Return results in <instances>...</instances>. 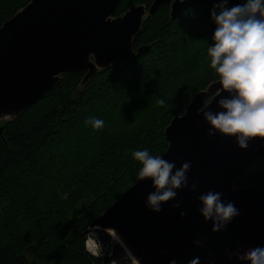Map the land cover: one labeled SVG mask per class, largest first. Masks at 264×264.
<instances>
[{
  "label": "trees",
  "instance_id": "1",
  "mask_svg": "<svg viewBox=\"0 0 264 264\" xmlns=\"http://www.w3.org/2000/svg\"><path fill=\"white\" fill-rule=\"evenodd\" d=\"M31 1L0 0V28ZM153 1L122 0L115 17ZM216 4L189 8L177 19L169 6L160 7L134 39L135 52L150 47L137 63H116L84 87L85 72L64 75L36 105L0 125V264L105 263L87 251L86 232L140 180L142 165L132 153L163 157L172 120L219 81L207 54ZM93 117L103 128L86 123ZM263 186L264 159L235 184Z\"/></svg>",
  "mask_w": 264,
  "mask_h": 264
},
{
  "label": "water",
  "instance_id": "2",
  "mask_svg": "<svg viewBox=\"0 0 264 264\" xmlns=\"http://www.w3.org/2000/svg\"><path fill=\"white\" fill-rule=\"evenodd\" d=\"M121 1L32 0L5 22L0 28V120L15 119L36 105L64 75L85 72L84 87L99 71L116 63L124 62V68L137 63L150 47L135 52L134 39L160 7L169 6L171 18L177 19L189 8L219 3L154 0L149 9L134 6L117 18ZM242 3L228 0V7ZM229 95L219 82L211 84L166 129L169 146L162 158L175 162L177 169L191 161L188 187L177 190L176 198L162 205L160 213H153L146 201L155 188L151 180H139L90 227L114 229L141 264H170L172 260L188 264L197 256L200 264H250L230 259L226 251L243 253L264 247V186L259 190L235 187L241 175L264 159V140L254 139L242 150L235 137L208 136L210 126L203 112L221 111L217 101ZM193 183L195 192L189 190ZM208 191L222 192L223 201L233 202L240 213L218 233L199 213L198 198ZM177 203L180 207H173ZM196 240L203 247H196Z\"/></svg>",
  "mask_w": 264,
  "mask_h": 264
},
{
  "label": "clouds",
  "instance_id": "3",
  "mask_svg": "<svg viewBox=\"0 0 264 264\" xmlns=\"http://www.w3.org/2000/svg\"><path fill=\"white\" fill-rule=\"evenodd\" d=\"M211 19L216 28L213 33V45L208 48L210 66L215 70L222 85L223 92L229 96L217 101L221 111H204L203 118L210 126L208 136L219 133L224 137H235L240 149L248 148L254 139L264 140V0H245L242 4L228 7V0H219L211 11ZM166 101L161 98L157 104L161 107ZM94 129L104 126L102 119L90 118L86 121ZM133 158L140 162L138 178L151 180L155 188L149 193L146 207L153 213H160L162 205L176 198L177 190L188 187L187 173L191 169V161L182 163L176 168L161 156L150 155L147 150H137ZM175 169V171H174ZM197 186L191 185L195 192ZM222 192L208 191L199 196L202 207L200 215L207 223L212 222V232L223 231L240 213L234 203H225ZM67 199V195L64 197ZM179 208L180 204L173 205ZM181 218L185 216L180 213ZM104 231L115 243L124 249L126 258L131 264H140L124 245L114 229L101 228L100 225L90 227L86 239V248L95 257L102 255V244L98 241V233ZM196 247H203L200 240L194 241ZM229 258L247 261L250 264H264V247H255L241 253L239 250L227 252ZM110 264H119L111 260ZM170 264H177L175 260ZM188 264H200L197 256Z\"/></svg>",
  "mask_w": 264,
  "mask_h": 264
},
{
  "label": "built area",
  "instance_id": "4",
  "mask_svg": "<svg viewBox=\"0 0 264 264\" xmlns=\"http://www.w3.org/2000/svg\"><path fill=\"white\" fill-rule=\"evenodd\" d=\"M98 234L100 235V233ZM98 241L102 244L103 249L102 255L98 258L104 260V264H110L111 260H117L119 264H131V261L126 258L124 249L118 243H115L112 238L111 241L105 242L100 235Z\"/></svg>",
  "mask_w": 264,
  "mask_h": 264
},
{
  "label": "bare ground",
  "instance_id": "5",
  "mask_svg": "<svg viewBox=\"0 0 264 264\" xmlns=\"http://www.w3.org/2000/svg\"><path fill=\"white\" fill-rule=\"evenodd\" d=\"M117 233V235L121 238V236L118 234V232H116ZM110 236V235H109ZM121 240L123 241V243H124V245H126V247L129 249V251L132 253V255L136 258V259H138L136 256H135V254H134V252L129 248V246L124 242V240L121 238ZM139 260V259H138ZM140 261V260H139ZM140 264H141V262H140Z\"/></svg>",
  "mask_w": 264,
  "mask_h": 264
},
{
  "label": "rangeland",
  "instance_id": "6",
  "mask_svg": "<svg viewBox=\"0 0 264 264\" xmlns=\"http://www.w3.org/2000/svg\"><path fill=\"white\" fill-rule=\"evenodd\" d=\"M120 63L123 64L124 62H120ZM218 82H219V81H218ZM215 83H216V82H215ZM207 89H208V88H206L204 91H206ZM205 103H206V102H205ZM207 104H208V103H206L205 105H207ZM6 119H7V118H5V119H3V120H0V125L3 124L4 122H6ZM88 234H89V233H87V236H88ZM87 236H86V237H87ZM98 236H100V235L98 234ZM110 237H111V236H110ZM111 238H112V237H111ZM119 245H120V244H119ZM120 246H121V245H120Z\"/></svg>",
  "mask_w": 264,
  "mask_h": 264
}]
</instances>
